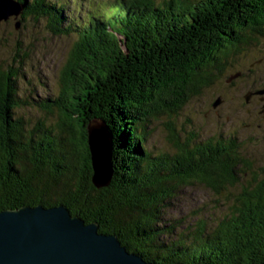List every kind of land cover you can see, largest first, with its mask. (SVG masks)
<instances>
[{
	"label": "trees",
	"instance_id": "trees-1",
	"mask_svg": "<svg viewBox=\"0 0 264 264\" xmlns=\"http://www.w3.org/2000/svg\"><path fill=\"white\" fill-rule=\"evenodd\" d=\"M16 1L19 22L43 16L53 35L74 39L64 86L38 102L46 122L18 114L34 98L18 97L24 80L15 67L0 71V211L65 205L155 264H260L264 168L253 169L234 137L180 134L174 120L172 149L152 150L146 137L155 118H171L213 83L221 58L264 36V0H115L84 11L70 7L77 0ZM96 118L113 138V176L102 188L91 182L87 144ZM246 174L225 213L169 212L184 185L218 195Z\"/></svg>",
	"mask_w": 264,
	"mask_h": 264
},
{
	"label": "rangeland",
	"instance_id": "rangeland-1",
	"mask_svg": "<svg viewBox=\"0 0 264 264\" xmlns=\"http://www.w3.org/2000/svg\"><path fill=\"white\" fill-rule=\"evenodd\" d=\"M114 1L77 0L73 5L70 3V7H82L84 11L91 3L93 7L109 9ZM68 11H71L70 8ZM17 21H20V16L15 19L9 17L0 22V71H5L12 65L19 75H23L24 83L19 81L21 94L17 95L20 98L34 99H30L28 105H21L22 109L16 110L24 119L36 122V119L42 120L44 116V110L38 106V102L51 93L57 94L64 86L60 73L69 57L74 36L53 35L43 16L36 19L28 17L26 22H19L18 27ZM216 66L218 71L212 84L204 87L200 94L192 96L171 118L167 115L155 118L151 132L146 137L147 145L158 151L171 148L167 123L174 120L180 134L183 129H189L195 131L200 139L219 134L234 137L238 140L240 153L253 162V169L264 168V118L258 114V108L255 109L259 98L253 93L264 88V36L261 39L256 37V41L254 39L248 46L244 44L239 53L221 58ZM248 91L252 93L249 102H245L243 96ZM219 94L224 101L220 98V103L214 107L213 102L220 97ZM247 109H250V113ZM48 114L44 116L45 122ZM48 120H56V117L51 116ZM248 178L247 174L239 176L233 186L218 195L200 185H184L169 212L176 216L191 211L205 216L225 213L227 205L231 204L236 193L246 185ZM229 190L234 191V194L226 197ZM189 217L191 223L195 216Z\"/></svg>",
	"mask_w": 264,
	"mask_h": 264
},
{
	"label": "water",
	"instance_id": "water-1",
	"mask_svg": "<svg viewBox=\"0 0 264 264\" xmlns=\"http://www.w3.org/2000/svg\"><path fill=\"white\" fill-rule=\"evenodd\" d=\"M239 12L242 17L248 15L244 9ZM21 13L20 2L0 0V22L9 17L15 19ZM250 93L248 91L243 96L245 102H249ZM253 93L264 94V88ZM260 98L264 100V95ZM219 103L220 97L213 106ZM87 144L92 167L91 182L96 188L107 187L113 176V138L103 119L88 122ZM0 264L155 263L128 251L115 234L99 232L97 223H85L65 205L46 207L38 204L0 211ZM260 264H264V259Z\"/></svg>",
	"mask_w": 264,
	"mask_h": 264
},
{
	"label": "flooded vegetation",
	"instance_id": "flooded-vegetation-1",
	"mask_svg": "<svg viewBox=\"0 0 264 264\" xmlns=\"http://www.w3.org/2000/svg\"><path fill=\"white\" fill-rule=\"evenodd\" d=\"M218 96H220L221 100L224 101V99L221 97V95L219 94ZM261 96L257 95V98H259L257 100L258 105L255 106V109H257L258 114L262 115L264 118V100L260 98ZM247 112L250 113V109H247Z\"/></svg>",
	"mask_w": 264,
	"mask_h": 264
},
{
	"label": "bare ground",
	"instance_id": "bare-ground-1",
	"mask_svg": "<svg viewBox=\"0 0 264 264\" xmlns=\"http://www.w3.org/2000/svg\"><path fill=\"white\" fill-rule=\"evenodd\" d=\"M228 53V52H227ZM214 63V62H213ZM217 110V109H216Z\"/></svg>",
	"mask_w": 264,
	"mask_h": 264
}]
</instances>
